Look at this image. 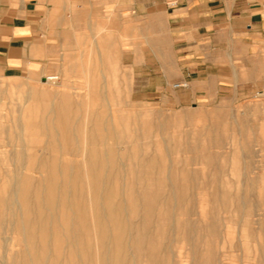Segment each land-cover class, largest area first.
I'll use <instances>...</instances> for the list:
<instances>
[{
    "label": "rangeland",
    "instance_id": "1",
    "mask_svg": "<svg viewBox=\"0 0 264 264\" xmlns=\"http://www.w3.org/2000/svg\"><path fill=\"white\" fill-rule=\"evenodd\" d=\"M96 40L0 75V264H264V44L183 104Z\"/></svg>",
    "mask_w": 264,
    "mask_h": 264
},
{
    "label": "crops",
    "instance_id": "2",
    "mask_svg": "<svg viewBox=\"0 0 264 264\" xmlns=\"http://www.w3.org/2000/svg\"><path fill=\"white\" fill-rule=\"evenodd\" d=\"M84 36L117 38L124 66L151 93L188 82L185 104L230 60L259 51L264 0H0V75L42 69Z\"/></svg>",
    "mask_w": 264,
    "mask_h": 264
},
{
    "label": "built area",
    "instance_id": "3",
    "mask_svg": "<svg viewBox=\"0 0 264 264\" xmlns=\"http://www.w3.org/2000/svg\"><path fill=\"white\" fill-rule=\"evenodd\" d=\"M175 89H187L189 88V83L188 82H182L174 85Z\"/></svg>",
    "mask_w": 264,
    "mask_h": 264
},
{
    "label": "bare ground",
    "instance_id": "4",
    "mask_svg": "<svg viewBox=\"0 0 264 264\" xmlns=\"http://www.w3.org/2000/svg\"><path fill=\"white\" fill-rule=\"evenodd\" d=\"M53 79H56V78H49V80H53Z\"/></svg>",
    "mask_w": 264,
    "mask_h": 264
}]
</instances>
